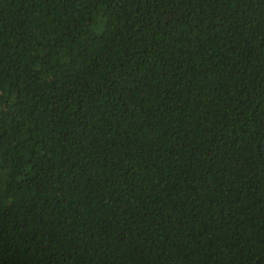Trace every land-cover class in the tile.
<instances>
[{
    "label": "trees",
    "instance_id": "trees-1",
    "mask_svg": "<svg viewBox=\"0 0 264 264\" xmlns=\"http://www.w3.org/2000/svg\"><path fill=\"white\" fill-rule=\"evenodd\" d=\"M0 264H264V0H0Z\"/></svg>",
    "mask_w": 264,
    "mask_h": 264
}]
</instances>
